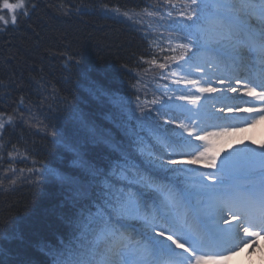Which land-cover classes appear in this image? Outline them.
I'll return each instance as SVG.
<instances>
[{
	"label": "snow or ice",
	"instance_id": "snow-or-ice-1",
	"mask_svg": "<svg viewBox=\"0 0 264 264\" xmlns=\"http://www.w3.org/2000/svg\"><path fill=\"white\" fill-rule=\"evenodd\" d=\"M27 7L0 0V31ZM179 15L172 55L157 65L171 85L154 107L109 95L119 136L73 108L72 131L51 133L69 168L29 170L65 189L70 206L51 264H222L264 233V140L217 147L264 122V0H188Z\"/></svg>",
	"mask_w": 264,
	"mask_h": 264
},
{
	"label": "trees",
	"instance_id": "trees-1",
	"mask_svg": "<svg viewBox=\"0 0 264 264\" xmlns=\"http://www.w3.org/2000/svg\"><path fill=\"white\" fill-rule=\"evenodd\" d=\"M67 1L27 0L30 15L0 31V264H51L49 245L67 242L65 189L29 170L69 168L51 133L72 131L73 108L119 136L109 95L152 108L171 85L157 65L172 55L167 38L180 35L188 0ZM38 68L43 86L28 79Z\"/></svg>",
	"mask_w": 264,
	"mask_h": 264
},
{
	"label": "rangeland",
	"instance_id": "rangeland-1",
	"mask_svg": "<svg viewBox=\"0 0 264 264\" xmlns=\"http://www.w3.org/2000/svg\"><path fill=\"white\" fill-rule=\"evenodd\" d=\"M245 99H251V98L246 97ZM221 106L222 105L219 103L216 105L217 108H219ZM225 114H227V116H229V117L232 116L231 113H225ZM226 126L235 127L237 129L244 127L242 124L235 122V121L230 122ZM250 139L255 140V141H257V143H259L260 141L264 140V136H263L262 132L257 131L255 128H249L246 131H236L234 133H231L229 136L220 138V140L217 143V147L219 149H221V155H223L225 150L231 151V149L233 147H240V146H242V142L247 143V142H249ZM253 146L255 147L256 145H253ZM204 170L205 171H211V169H204ZM243 246H244V248L241 247L238 251H236L237 254L240 256L239 257L240 261L242 260L244 254H245V251H247V249L251 245H250V242H248ZM227 260L228 261L226 263L224 262V264H235L234 263L235 258H233L232 255L229 256V258Z\"/></svg>",
	"mask_w": 264,
	"mask_h": 264
},
{
	"label": "bare ground",
	"instance_id": "bare-ground-1",
	"mask_svg": "<svg viewBox=\"0 0 264 264\" xmlns=\"http://www.w3.org/2000/svg\"><path fill=\"white\" fill-rule=\"evenodd\" d=\"M67 2L69 3L68 5L72 3L69 0ZM47 75H48L47 73L44 74V71L42 69L38 68L30 72L28 79L32 81L36 80L37 84L43 86L45 84V78H46L45 76ZM224 115L227 116V114H224ZM255 129L257 131L262 132L264 136V122H261L260 124H258L255 127ZM263 234L264 233H262V235ZM250 241L252 242V245L247 249L241 261L239 260L240 256L236 252L232 254L233 258H235L234 260L235 264H264V239H258L255 237L251 239Z\"/></svg>",
	"mask_w": 264,
	"mask_h": 264
}]
</instances>
